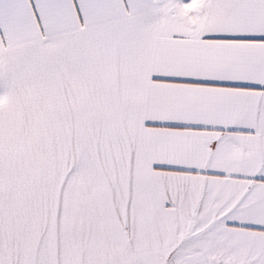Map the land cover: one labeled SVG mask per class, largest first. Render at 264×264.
Masks as SVG:
<instances>
[{
	"label": "snow or ice",
	"instance_id": "snow-or-ice-1",
	"mask_svg": "<svg viewBox=\"0 0 264 264\" xmlns=\"http://www.w3.org/2000/svg\"><path fill=\"white\" fill-rule=\"evenodd\" d=\"M0 264H264V0H0Z\"/></svg>",
	"mask_w": 264,
	"mask_h": 264
}]
</instances>
